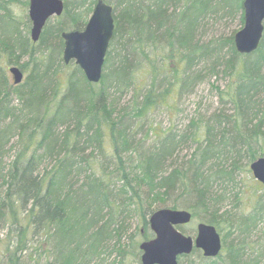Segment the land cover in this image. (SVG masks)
Here are the masks:
<instances>
[{
  "label": "trees",
  "instance_id": "1",
  "mask_svg": "<svg viewBox=\"0 0 264 264\" xmlns=\"http://www.w3.org/2000/svg\"><path fill=\"white\" fill-rule=\"evenodd\" d=\"M105 1L113 6L111 42L116 38L118 46L114 54L107 49L101 78L92 82L78 64L69 68L63 61L61 32L83 28L96 0H64L62 12L47 19L36 41L27 34V22L19 30L8 1L0 0V264L139 260L133 234L122 242L125 218L134 214L143 227L139 238L148 239V217L161 207H184L191 219L222 232L221 250L227 252L206 256V264H258L264 243L258 255L243 256L256 245L248 236L264 219V187L247 212H238L239 190L229 206L221 202L234 174L250 171V162L264 155V29L250 53L236 50L235 32L220 40L228 44L224 66L231 76L218 92L221 107L202 124L192 118L181 134L153 126L146 146L136 135L144 115L190 78L182 71L178 76L176 63L190 68L213 51L196 39L199 21L224 9L243 23V0ZM156 44L168 57L179 55L175 64L165 63L172 70L165 87L157 91L152 80L141 99L134 97V106L118 108L110 87H137L136 72L145 70L137 65L139 52ZM24 56L28 73L14 83L4 57L17 63ZM225 103L231 108H223ZM187 141L196 145L181 153ZM111 251L121 260L106 261Z\"/></svg>",
  "mask_w": 264,
  "mask_h": 264
},
{
  "label": "rangeland",
  "instance_id": "2",
  "mask_svg": "<svg viewBox=\"0 0 264 264\" xmlns=\"http://www.w3.org/2000/svg\"><path fill=\"white\" fill-rule=\"evenodd\" d=\"M7 1L11 12L19 21L18 29L23 30L27 22V26L29 27L27 34L29 36L31 26V20L28 16L29 0ZM213 11L214 12H207L206 15L201 18L198 23V27L196 28L197 41L203 46L207 45L206 48H213V51L207 57L200 61H196V64L192 65L190 68H185V62L176 63L179 55L173 54V57H168V54H166V48L161 47L158 44H156L154 47L148 45L143 50L144 52H139L138 55L139 61L137 62V65L142 64L145 67V70L136 72V80H138L137 87L132 84V87L128 86L121 92L117 91L115 87H110V93L117 97L116 100L118 101V108L125 105H131L132 107L135 105L134 97L137 96V99H141L146 90L149 88L150 82L152 80L155 83V88L157 91H160L165 87V76L169 77V75L172 73L170 67L166 69L165 63L166 61H169V59L170 62L174 64L176 63L177 67L179 68L177 74L182 71L185 73L184 76H190L184 86H181L182 84L180 81L177 82L175 84L176 89L172 88L170 93L165 96L162 102L152 105L148 112L144 115L142 123H140L137 127L136 135L137 137L145 138L144 144L146 146L151 144L153 140L154 134L151 133L153 126H155L154 130L158 132H163L169 128H172L181 134L184 132L183 130L188 128V123L192 118L199 120L201 122L200 124H202L203 121L209 117L213 110L221 107L218 92L219 89H222L227 85L231 76L224 66V60L229 56L228 44L223 43V41L220 40L241 28L243 23L240 22L237 15L231 16L224 9H217L216 11L214 9ZM111 39L109 41L108 49H110L112 54H114L118 45L115 43L116 38L113 39L114 41L112 40L113 43L111 42ZM218 44L221 45L219 54H213L215 52L214 49H217L216 47ZM39 47L35 46V49L38 50ZM4 58V66L8 69V66L10 65H17L22 70V79H24L28 73L27 57L24 56L20 58L17 63L8 62L6 57ZM73 63L74 61L71 60L66 64L69 65L68 67L70 68ZM183 67L185 68L184 70ZM210 70H214V72H210ZM8 74L9 78L12 79L13 76L9 72V69ZM154 75L155 78L153 77ZM178 76L181 75L179 74ZM222 107L225 109L231 108L228 103H225ZM195 145V143H188L187 141L184 145H182L183 150L181 153H190ZM226 162L228 163V161ZM234 177V182L227 183V190L229 192H227V195L224 197V200L221 202V204L223 206H229L232 202L233 192L235 190H239L240 208L238 209V212H247L254 205L255 196L257 197V195L262 193L264 187L263 183L253 175L251 170H239L234 174ZM255 188L257 190H255ZM251 189L255 190V193H250L253 192ZM252 194L256 195L252 197ZM200 220L201 218L194 217L189 222L184 223V227L188 228L187 230H195L196 224ZM124 224L126 229L123 233L122 242L127 243L129 241L127 240L129 233L133 234V240H138V242L144 240L139 238L138 230H142L143 227L141 222L134 214H129L125 218ZM192 232L193 231H185L184 233L195 235V233ZM219 233L222 239V232L219 231ZM248 240L256 241V245L254 244V247L248 248V254H244L243 259H249V257L256 256L259 252H261L260 246L264 243V219L257 223L256 228L253 229V231L249 234ZM224 251L227 252L223 248L221 250V254H224ZM138 256L139 260L132 256L131 258L127 257L124 259L125 261L123 264H140V254ZM223 256L225 257V255ZM117 260L121 259L120 257H117L114 251H111L107 255L106 261L117 262ZM178 260L181 264L188 261L192 264H206L208 261L206 256L204 257L201 252L193 250L187 255H180ZM220 261L221 260H219V262ZM258 264H264V253H262V255L259 257Z\"/></svg>",
  "mask_w": 264,
  "mask_h": 264
},
{
  "label": "water",
  "instance_id": "3",
  "mask_svg": "<svg viewBox=\"0 0 264 264\" xmlns=\"http://www.w3.org/2000/svg\"><path fill=\"white\" fill-rule=\"evenodd\" d=\"M244 21L233 35L239 53H250L260 42L264 29V0H243ZM64 0H29L28 16L31 20L30 37L38 40L47 19L59 15ZM114 31L113 6L105 0H96L93 10L81 29L63 30L62 58L65 63L73 60L83 70L85 77L97 82L102 75L105 54ZM14 83L22 80L23 72L17 65H10ZM253 175L264 185V155L249 164ZM186 208L161 207L148 217L153 236L140 241V264H181L179 255H187L194 248L204 256H215L222 247L221 235L215 225L199 221L195 235L182 232L177 225L191 220ZM183 264H192L185 262Z\"/></svg>",
  "mask_w": 264,
  "mask_h": 264
}]
</instances>
